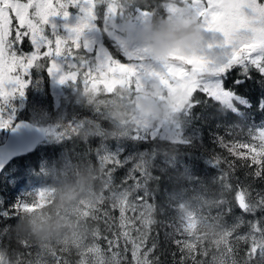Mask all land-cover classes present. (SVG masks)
Masks as SVG:
<instances>
[{
  "label": "snow or ice",
  "instance_id": "1",
  "mask_svg": "<svg viewBox=\"0 0 264 264\" xmlns=\"http://www.w3.org/2000/svg\"><path fill=\"white\" fill-rule=\"evenodd\" d=\"M101 5L105 8L102 15ZM73 7L79 8L81 15L74 25L65 26L66 35H55L54 25L52 38L46 35L50 18H68ZM182 12L194 13L204 33L212 34L211 39L206 38L191 54L178 50L163 60L150 58L146 46L133 45L117 23L125 15L147 23L155 17ZM106 40L114 51L106 46ZM26 41L30 51L22 47ZM64 66L69 70L64 71ZM34 68L58 76L61 84L69 80L82 83L92 115L85 124L70 126L62 135L72 138L87 133L100 140L95 149L86 143L83 156L95 154L103 170L102 188L97 203L82 205V216L95 225L91 243L81 247L77 242L75 247L52 250L37 246L34 254V244L16 235V225L24 214L47 207L54 188L43 187L14 202L0 195V264H161L158 252L162 254L161 245L169 243L179 253L178 260L177 252L172 253L173 264H205L208 254L195 231V216L177 215L171 222H157V205L149 202L154 200L150 184L158 181L157 171L175 169L179 164L190 186H203L204 179L196 174L197 165L168 157V148L203 147L196 134L211 120H217V129L225 127L226 135L236 136L241 125L222 124V118L231 113L247 124L253 107L264 113V94L254 105L237 91L252 81V73L256 72L261 79L254 82L264 93V0H148L144 5L130 0H0V128L12 125L14 116L5 115L8 102L24 95ZM233 71L235 78L231 76ZM149 86L156 88V98L166 102L179 118L167 117L155 124L147 120L117 122L112 110L135 104ZM216 104L219 107L215 112H209ZM247 135V141H226L224 136L213 134V142L235 159L215 152L199 158L205 170H217L212 184L219 185L223 192L235 193L234 207L229 201L223 212L231 215L234 208L240 212L233 215L231 226L235 231L225 242L224 250L232 258L230 264H264V215L256 216L258 212L264 214V189L254 188L257 181L264 182V120L259 126L248 125ZM121 169L125 174L117 182L116 173ZM240 169H245L243 178L235 175ZM52 171L48 167L41 170L44 175ZM116 211L118 216L113 214ZM101 220L105 230L112 233L110 238L103 237L106 248L98 243ZM158 224L159 229L154 231ZM5 238H14L25 251L10 259L7 245L2 243ZM241 242L247 245L242 256ZM72 249L79 257L75 262L69 258Z\"/></svg>",
  "mask_w": 264,
  "mask_h": 264
},
{
  "label": "trees",
  "instance_id": "2",
  "mask_svg": "<svg viewBox=\"0 0 264 264\" xmlns=\"http://www.w3.org/2000/svg\"><path fill=\"white\" fill-rule=\"evenodd\" d=\"M106 46H108L110 50L114 51L111 42L107 40ZM32 74L42 76L43 78L47 77L46 70L41 71L34 68L32 69ZM231 76L232 78H235L236 71H233ZM252 76L253 80L248 81L245 85L239 87L237 91L243 95L248 96L255 105L257 99L264 93H262L259 85L254 82L261 79L260 74L253 72ZM227 84H231V79L227 81ZM209 102L212 103L211 101ZM217 107H219L218 104H216L213 108H210L209 112L214 113ZM75 108L76 110L74 112V115L78 116V112L82 113V120L90 118L92 115L91 109L88 104L83 105V107L80 105H76ZM197 111H199V109H197ZM250 116L252 118L247 122V124H244L238 117L232 115L231 113H229L226 118L221 119L220 122L225 125H241L242 130L237 129L236 131L239 134L236 136L230 134L226 135L225 127L217 129L215 127L217 120L208 121L204 128L200 129L196 134V140L203 143V147L197 144V146L195 147H179L178 150L177 148H175V146H173L172 148H168V146L165 144L161 145V147L168 148V157L176 156V158L179 160L195 163L197 165L196 174L204 179V185H197L195 187L190 186L188 177L184 174L183 168L180 167L179 164L175 169L168 168L165 172L157 171L155 175L159 177L158 181H154L150 184V189L154 193V200H150V202H154L157 205L155 217L157 222H171L175 220L177 215L180 216L179 205L185 202L204 219L210 222L216 221L217 225L229 226L228 234H218V238L222 239L224 243L222 247L225 248V242L229 241L232 238L231 234L235 231L231 226L233 215L240 214L238 208H234V212L231 215L223 214L224 209L228 207L229 201L232 202L234 207L235 193L234 191L223 192L220 189L219 185L212 184L211 178L218 175V172L213 168H208L205 170L199 158L201 156L207 157L212 154V152H215L221 157L235 159L234 157L229 156L226 149L221 148L219 145L215 144L212 140V136L214 133H217L224 136L226 141H230L233 139L245 141L249 140L250 137L247 135L248 125L254 123L255 125L259 126L260 122L264 120V113L257 111L256 108L253 107V109L250 110ZM94 138L95 137L92 136L87 138L75 136L72 138L60 140L58 142L49 141L43 145H38L36 148L29 152L15 157L0 172V195H3L14 202L15 199L25 195L26 193H35L37 189H41L46 186L54 188V186L57 185L58 177H62V181L65 182H71L75 180L79 176L80 170L82 166L85 165V163L94 164L97 166L94 159V153H92L89 157L83 156V153L86 151V143L93 149H95L98 145L96 144L98 143V141L93 142ZM180 153H188L189 155L180 156ZM64 160L70 162L69 169L67 171V174L65 175H63L60 170V164H62ZM57 161H59V163H57ZM221 166L226 168V165ZM45 167L53 169L54 171H52L50 175H44L41 170ZM244 171L245 169H240L235 173V175L243 178ZM119 172L120 171L116 173L117 177ZM232 182L234 183V181ZM186 188L187 190H185ZM254 188L257 190L264 189V182L257 181L254 184ZM170 197L173 198L169 200ZM261 215L264 214L259 212L256 214L257 217ZM246 219H252V217L246 216ZM18 226L19 224L16 225V228ZM98 226L101 229V234L103 232H107L105 230L106 226L103 220L98 223ZM159 227V224L154 226V231L159 229ZM167 230L171 231V229ZM246 230L247 229H241V232H244ZM208 242L209 241H207V239L201 241L200 245L203 247V249H205L204 246L206 247V249H209L206 246ZM2 243L7 245L10 259H14L13 257L16 258V256L14 255L15 253L25 251V249H23L16 243L14 238L11 241L5 238ZM161 247L163 248V253L160 254L158 252L161 264H173L172 253L177 252L175 245L169 243L167 245L162 244ZM246 247L247 245H245L243 242L240 243L241 256L243 255V249ZM36 250L37 246L34 245L31 251L34 254ZM69 258L73 262L79 259V257L75 255V249H72V254ZM176 258L177 260L179 259L178 252ZM205 259V264H212L210 254L209 256L207 255Z\"/></svg>",
  "mask_w": 264,
  "mask_h": 264
},
{
  "label": "clouds",
  "instance_id": "3",
  "mask_svg": "<svg viewBox=\"0 0 264 264\" xmlns=\"http://www.w3.org/2000/svg\"><path fill=\"white\" fill-rule=\"evenodd\" d=\"M147 2L148 0H130V3L138 5ZM117 23L122 34L125 37L130 36L133 45L146 46L149 57L154 60L168 58L178 50L183 54H191L206 39L199 19L192 12L177 13L164 18L155 17L147 23H137L134 18L125 15ZM154 91V87L146 88L147 93ZM145 111L136 109L132 114L136 120H147L151 124L158 123L165 114L171 119L179 118L178 113H171L166 102L146 115ZM112 114L117 122H136L124 107L113 109ZM87 136V133L81 134L82 138ZM102 172L100 166L85 163L75 180L54 186L55 191L47 207L21 217L15 230L16 235L48 250L58 246L75 247L77 242L83 247L92 238L95 225L82 216V205H92L99 201Z\"/></svg>",
  "mask_w": 264,
  "mask_h": 264
},
{
  "label": "rangeland",
  "instance_id": "4",
  "mask_svg": "<svg viewBox=\"0 0 264 264\" xmlns=\"http://www.w3.org/2000/svg\"><path fill=\"white\" fill-rule=\"evenodd\" d=\"M105 8L103 5L100 6L99 14H103ZM70 15L68 18H64L62 16H56L50 18V23L48 25V31L46 35L51 37V33L53 32V25L55 26V35L64 36L67 33L66 25H74L77 22L78 16L81 15L79 8L73 7L69 9ZM137 22V21H136ZM139 23V22H137ZM212 34L206 33V38L211 39ZM218 39H222L220 34H216ZM112 45V44H111ZM25 51H30L31 47L29 43L26 41L24 45H22ZM29 47V48H28ZM29 49V50H28ZM43 51V50H42ZM122 62L124 61L123 57H120ZM64 71H68L69 69L64 66ZM47 77L43 78L42 76H37L35 74H30V83L28 84L27 88L24 90L23 96H15L14 98L10 99L9 109L8 112L5 114L14 116L13 123L10 127L0 128V143L4 141L8 130L13 126L15 121L23 118H27L31 122L38 124V125H48L49 128L46 131L45 139L41 143L42 145L49 142L55 141L58 142L60 140L67 139L64 137L62 133L71 127H79L86 123V119L82 120V113L78 112V116L74 115L76 110V105H83L88 104L87 98L83 93V86L82 83L78 80L77 82H73L71 80L67 81L66 83L61 84L59 82L58 76L49 75L47 72ZM157 91V90H156ZM156 91L152 93H144L142 98L131 106L121 105L117 109L124 107L128 114L131 116L132 113L136 109H140L145 111V115L147 112H151L154 109H158L159 106L163 105L165 102H161L156 98ZM168 106V105H167ZM73 111V112H72ZM116 114H119L118 112ZM113 116V114H112ZM135 116V115H134ZM167 114L163 116V118L159 119V121L167 118ZM135 120L136 122H141L139 120ZM116 129H112L115 131ZM186 134L191 137V133L186 131ZM88 137H91L88 136ZM95 137V136H92ZM98 141L99 144L100 140L95 137L93 142ZM40 144V145H41ZM65 159V158H64ZM95 162L97 166H99L98 160L95 156ZM67 160H64L62 164H60V170L63 175L67 174L69 166H66ZM117 177V182H119V178L123 177L125 174V170H119ZM65 183L62 181V177H58L57 184ZM40 189H37L35 193H37ZM107 195V193H105ZM150 202V201H149ZM180 207V216L187 217V216H195L196 218V233L199 234V241H204L207 239L209 241L207 243V247L209 249L207 254L211 257L212 264H220L221 260L224 259V264H230L231 256L224 250L225 248L222 247L224 245L223 240L218 238V234H228L229 226L228 225H217L215 222H210L201 215L197 214L195 210L187 205V203L183 202L179 205ZM114 215L118 216V211L113 213ZM129 215H135L133 213H129ZM112 234L103 232L101 234V239L98 241L100 243L101 248H106V242L103 237L108 236L111 237ZM217 236V237H216ZM92 238H90L86 243H91ZM219 245V246H218ZM213 251V252H212ZM15 259V257H13ZM128 259L131 260V255L129 253Z\"/></svg>",
  "mask_w": 264,
  "mask_h": 264
},
{
  "label": "water",
  "instance_id": "5",
  "mask_svg": "<svg viewBox=\"0 0 264 264\" xmlns=\"http://www.w3.org/2000/svg\"><path fill=\"white\" fill-rule=\"evenodd\" d=\"M48 128V125H38L28 119L15 121L0 143V172L12 159L41 144Z\"/></svg>",
  "mask_w": 264,
  "mask_h": 264
}]
</instances>
